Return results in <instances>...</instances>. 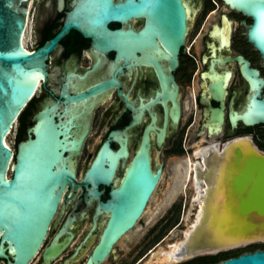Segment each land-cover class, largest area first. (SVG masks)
Listing matches in <instances>:
<instances>
[{
  "label": "water",
  "instance_id": "1",
  "mask_svg": "<svg viewBox=\"0 0 264 264\" xmlns=\"http://www.w3.org/2000/svg\"><path fill=\"white\" fill-rule=\"evenodd\" d=\"M224 1L253 17L248 37L260 50L264 64V0ZM28 13L29 0H0V258L8 264H28L40 249L64 192L71 188L86 191V201L45 253L46 262L71 241L86 209L104 202L97 220L110 216L88 263L97 264L135 226L161 181L162 167L152 165L149 131L157 132L160 144L164 142L169 99L173 101L172 120H179V86L171 71L179 64L193 22L184 0H82L57 35L30 51L23 43ZM132 18L144 20L139 31L109 26ZM234 27L235 22L223 13L222 27L213 26L206 38L199 104L203 109L200 129L208 135H216L223 124L235 67L241 84L232 90L224 136L264 123V80L231 49ZM73 28L91 38L96 50L107 55L115 51L116 69L111 79L88 89L77 77H69L57 96L46 85L48 56ZM42 78L57 103L35 116L28 138L19 142L15 153L6 140ZM116 85L126 109L76 181L70 157L80 152L91 127L96 96ZM239 138L251 139L258 147L250 135ZM230 144L231 139L212 148L226 155ZM257 149L244 154L236 148L233 160L239 172L232 181L238 209L247 217V235H255L256 241L264 240L259 238L264 234V150ZM247 240L221 245L210 253L252 242ZM215 264H264V249Z\"/></svg>",
  "mask_w": 264,
  "mask_h": 264
},
{
  "label": "flooded vegetation",
  "instance_id": "2",
  "mask_svg": "<svg viewBox=\"0 0 264 264\" xmlns=\"http://www.w3.org/2000/svg\"><path fill=\"white\" fill-rule=\"evenodd\" d=\"M81 1L82 0H29L31 15L29 22L27 21L25 32L28 30L32 20L31 17L34 12H38L39 16L34 28L35 46L33 48H29L25 42L28 49L30 51L37 50L48 40L57 35L64 27L67 15L70 14ZM184 2L188 9V19L193 22V25L184 45L180 50L179 64L174 70L171 71V73L174 75L175 81L179 86L177 100L180 104V117L178 122H174V120H172L173 101L169 99L167 101L164 142L160 144L157 132L153 130L149 131L152 165L154 162L153 150L157 149L159 151L167 143H171V140H173V135L180 127V138L176 139L173 145H170L168 153H186L185 150L187 151L189 147H186L187 145L185 143H187L189 139L193 137L197 139L201 138V140L203 139L202 141H204L206 138H210L212 136H224L232 90L234 87H237L241 84L239 69L237 67L234 68V77L228 90L223 124L220 131L216 135H208L201 131L200 128L203 117V109L199 104V97L202 90L201 72L203 65V55L206 51V38L213 29V26L219 28L222 27L223 13H225L235 22L234 32L231 40V49L240 56H243V58L249 63V68L257 69L259 71L258 77L264 80V64L262 63V55L260 50L249 40L248 37V27L254 21L252 16L233 9L224 0H184ZM42 10L45 12L43 15H40ZM234 12L240 14L241 18L236 19L233 16ZM29 14L30 9L28 15ZM143 25L144 20L141 18H132L125 23L113 21L109 24L110 28L112 29L132 28L136 31H139ZM26 35L27 34L24 33L25 41L27 38ZM91 40V38L85 37L80 31L73 28L60 39L56 47L50 52L48 56V76L46 85L57 96L62 93L65 83L69 77H77L87 89L96 83L112 78L113 71L116 69V63L114 61L116 52L112 51L109 53V55L104 54L103 52L98 51L93 46H91ZM253 52L256 54L253 55ZM183 71L184 73L188 71L185 78H183ZM261 96L264 98V85L262 87ZM56 103L57 99L44 88V79L42 78L40 87H38L35 95L19 117V142L28 138V127L35 116L45 107L54 105ZM126 106V101L118 92V85L110 87L109 89L100 92L96 96L92 107L91 127L83 141L80 152L75 153L70 157L71 162L74 164L76 181L81 180L92 158V153H89L86 159L88 164L80 168L82 154L84 153L87 145L96 144L99 141L101 143L114 122L126 109ZM99 126L108 127V131L104 137L95 135L93 132L94 128ZM259 126L264 127V123H258L255 125L239 128L234 134L225 136L226 138L223 142L214 141L206 146L204 145L198 147L194 154H192L193 156L187 151L184 159L176 163V165L171 168V170L173 169L177 176L180 174L183 181V176L187 169L188 158L193 159L195 164H197V162L201 161L200 159H202V157L196 156V152L198 150L200 151L205 149L209 146H212V144H219L222 146L224 142L230 139L232 141L245 135H250L253 138L252 130L240 133L239 131L245 128H258ZM192 130L193 132H191ZM260 133L261 136L264 137V128ZM13 151L15 153L17 152V150L15 151L14 149ZM176 166L178 169L175 170ZM181 166L186 167L182 173L179 170V167ZM159 167H162L163 170L161 178L162 181L165 173V164H159L154 168L157 169ZM191 182H193V187L195 190V195L191 196V199L199 207L195 200L197 191L194 184V171L192 173ZM188 187L189 183L184 189H176L180 193L176 196V198H178L180 195H183L179 200L176 198L172 200L171 193H173L175 190L170 188L162 200V206H165L166 210L161 216H159L153 227L148 229V231H144V226L139 228L138 225H135V231L132 232L133 236L130 237V234L129 237H127L124 241L123 245L117 246L116 250L114 251V247L129 231L125 235H122L113 244L112 249L107 253L104 259L100 260L97 264H162L155 262L152 263V259L154 260V256L158 254L157 242L164 236H160L159 240L153 243H149L150 240L146 239L150 238L151 236H155L153 233V228L158 222L162 220L164 223L170 221V217L173 216L172 214L175 212V208H177L179 205L181 210L183 204H186L184 194H186ZM198 187H200V185ZM85 201L86 191L71 188L66 189L40 249L28 264L89 263L92 254L94 253L97 245L100 243L103 231L110 216V213H108L99 221L97 220L104 202L88 207L71 241L52 257H50L48 263L45 259V253L52 247V245L55 243V241L58 239ZM180 210L176 224L178 221H180ZM159 214H161V212ZM138 220L140 221V218ZM182 220L177 224L176 228L179 227V225L182 223ZM139 221L137 223H139ZM172 227L173 226L170 227L166 225V234L171 233L169 231L172 229ZM147 234H149L148 238L146 237ZM0 264H8L7 259L0 258Z\"/></svg>",
  "mask_w": 264,
  "mask_h": 264
},
{
  "label": "bare ground",
  "instance_id": "3",
  "mask_svg": "<svg viewBox=\"0 0 264 264\" xmlns=\"http://www.w3.org/2000/svg\"><path fill=\"white\" fill-rule=\"evenodd\" d=\"M29 9L28 22L31 15V8ZM24 39L23 37L24 47L28 49ZM40 82L38 87H40ZM7 145L11 147L8 143ZM216 145L221 146L219 144ZM212 146L196 152L197 157H202L201 161L197 162V164L194 163L195 161L193 159L188 158L183 181L180 179V174H178V177L174 176L175 178L170 188L174 190L177 188L184 189L191 181L194 171V184L197 191L195 200L199 205V212L193 225L185 232L183 242L175 244L170 250L161 249L158 251V254L154 256V260L152 259V263H177L197 253H210L211 251L219 249L221 245L228 246L233 242H241L245 239L256 241L255 239L258 238L257 235V238H255V235H247L249 230L247 227V217L243 216L238 209L240 202L232 181L233 177L239 172L233 160V154H235L236 148H240L244 154L259 150L253 144L252 140L247 138H236L232 140L231 144L226 146V155L223 154L225 151L219 153L214 152L215 149ZM219 148L221 150V147ZM185 168L184 166L179 167L180 172L182 173ZM230 168L231 170H229ZM176 169H178L177 166ZM10 170L9 173L11 172ZM199 185L200 187H198ZM156 192H154L140 220L148 212L149 204L153 197H155ZM242 223L244 225H241ZM135 225L137 226L138 223ZM136 226L128 230L129 232L127 231L128 233L126 232V235L124 234L125 236L114 247V251L117 246L123 245L126 238L135 231ZM260 237L264 239V234ZM212 241L218 245L213 246Z\"/></svg>",
  "mask_w": 264,
  "mask_h": 264
},
{
  "label": "rangeland",
  "instance_id": "4",
  "mask_svg": "<svg viewBox=\"0 0 264 264\" xmlns=\"http://www.w3.org/2000/svg\"><path fill=\"white\" fill-rule=\"evenodd\" d=\"M44 12L42 10L40 15H43ZM38 16H39L38 12H36V13L34 12V14L31 17V19H32L31 23H30L28 30L26 32L27 38H26L25 42L29 48H33L35 46L34 28H35V24L37 23ZM233 16L236 19L241 18V15L238 13H235V12L233 13ZM255 54L253 52V55H255ZM187 72L188 71H186V73H184V71H183V73H184V74L182 73L183 78L186 77ZM18 128H19V122L17 121L16 124L14 125V128L12 129V131L10 132V134L8 135V138H7V143L15 151L17 150V145H18V142L20 140V137L18 136ZM263 128H264L263 126H259L258 128H253V129H250V128L246 129L245 128V129H241L239 131V133L252 130V135H253L252 139L254 140L255 144L259 147L260 150H264V137H262L261 133H260ZM180 130H181V127L176 130L175 134L173 135V140H171V143H167L159 151L157 149L153 150V158H154L153 165H154V167H156L159 164L164 163L165 164V173H164V178L162 179V181L159 184L158 189L156 190L157 192L155 194V197H153V199L151 200V202L149 204L148 212L144 215V217L138 223L139 228H142L143 226L145 227L144 231L145 230L148 231V229L152 228L153 225L158 220L159 216H161L164 213V211L166 210V207L162 206V204H163L162 200H163L164 196L166 195V193L168 192V190L170 189L171 183L173 182V179L175 177H178L176 175V173L174 172V170L173 169L171 170V168H173L176 165V163H178L180 160L184 159V156L187 154V151L192 155V154H194L196 149H198V147H201L204 145L206 146V145H208L214 141L223 142L226 138L225 136H222V135L221 136H212L210 138H206L205 139L206 141L204 140L205 141L204 142V141H201V138L197 139V138L193 137V138H190L187 143H185L187 145L186 147H189L187 151L185 150L186 153H176V152L168 153V150L170 149L169 148L170 145H173L174 142L176 141V139L180 138V135H179ZM107 131H108V127H106V126L100 127L99 126V127H95L93 132L95 135L104 137ZM191 132H193V130ZM99 144H100V141L97 142L96 144H88L87 145L86 149L84 150V153L82 154V160L80 163V168H82L83 166H86V164H88L86 162L87 156L89 155V153H92V156H93V154L95 153ZM179 176L181 177V175H179ZM180 179L182 181V177ZM179 194L180 193L177 190L173 191V193H171L172 200H174L176 198V196ZM193 195H195V190L193 187V182L190 181L189 187L186 191V194H184L186 204L185 205L183 204V206L181 207V210H180L179 205L177 208H175V212L172 214L173 216L170 215L171 216L170 221L164 223L162 220V221L158 222L156 224V226H154L153 233L155 234V236H151L150 238H148L149 234H147L146 237L148 239H146V240H150L149 243H153V242L159 240L160 236H162V235L164 236L162 239H160L157 242V245H158L157 246L158 247L157 252L160 251L161 249L170 250V248L172 246H174L175 244H177V243L180 244L183 242L185 232L187 230H189V228L193 225V223L196 219V216L199 212V207L191 199V196H193ZM182 196L180 195L176 199L179 200L182 198ZM179 210L181 211V215H180L179 220L181 221L182 218H183V220H182V223L179 225V227L176 228L177 224L180 222V221H178V223L176 224V222H177L176 220H177V217L179 214ZM160 212H161V214H159ZM166 225L170 226V227L173 226L172 229L169 231L171 233L166 234V232H167L166 231L167 230ZM150 233H152V232H150ZM131 236H133V234H131L130 237ZM143 241H145V240H143ZM261 244H264V240L252 241V242H249L247 244L242 243L239 246L229 248L226 250H221L219 252H213V253H207L206 252L203 254H197L195 256L186 258L180 262L173 263V264H188V263L196 260L198 257L212 256V255H216V254L226 252V251L244 249V248L248 247L249 245H261ZM162 264H166V263H162Z\"/></svg>",
  "mask_w": 264,
  "mask_h": 264
},
{
  "label": "trees",
  "instance_id": "5",
  "mask_svg": "<svg viewBox=\"0 0 264 264\" xmlns=\"http://www.w3.org/2000/svg\"><path fill=\"white\" fill-rule=\"evenodd\" d=\"M256 249H264V244L249 245L248 247H246L244 249L226 251V252H222V253L212 255V256L198 257L196 260H194L188 264H215V263H218V262L223 261L225 259L238 256L241 253H244L247 251H255Z\"/></svg>",
  "mask_w": 264,
  "mask_h": 264
}]
</instances>
